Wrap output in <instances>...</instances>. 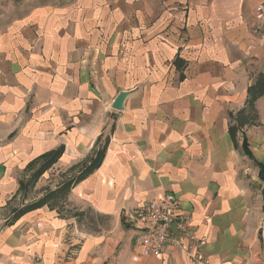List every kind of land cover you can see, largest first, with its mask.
Returning <instances> with one entry per match:
<instances>
[{"label":"crops","instance_id":"1","mask_svg":"<svg viewBox=\"0 0 264 264\" xmlns=\"http://www.w3.org/2000/svg\"><path fill=\"white\" fill-rule=\"evenodd\" d=\"M261 3L47 0L10 19L0 30V264H264V94L247 104L264 75L252 33ZM27 179L30 205L20 204ZM165 194L190 217L205 263L135 245L127 213Z\"/></svg>","mask_w":264,"mask_h":264},{"label":"built area","instance_id":"2","mask_svg":"<svg viewBox=\"0 0 264 264\" xmlns=\"http://www.w3.org/2000/svg\"><path fill=\"white\" fill-rule=\"evenodd\" d=\"M253 35L264 45V3L254 8ZM179 201L171 194L153 200L144 208L127 213L126 221L136 231L135 245L144 255L158 257L170 247H181L185 255L198 263H205L200 252L201 241L191 232L190 217L179 212ZM187 241L188 245L184 246Z\"/></svg>","mask_w":264,"mask_h":264},{"label":"trees","instance_id":"3","mask_svg":"<svg viewBox=\"0 0 264 264\" xmlns=\"http://www.w3.org/2000/svg\"><path fill=\"white\" fill-rule=\"evenodd\" d=\"M264 94V75L260 74L257 77V80L255 82V84H253V86H251L248 89V101L247 104L251 107L253 105V103L256 101V99L260 96ZM229 134L231 137H234L235 134V129L233 127L229 128ZM243 150L244 153L247 154L250 157V153L247 149V144L245 142H243ZM102 150L98 151V154L96 155V157L90 162V166L87 167L76 179L80 180V179H84V176H86L87 174H89L93 169H95L98 165H99V161L102 157ZM62 150L58 149L57 151H55L52 154L46 155L44 156L43 162H42V166L40 167V169L33 175L32 178H36L37 176H40V174L45 170L48 169L49 167L52 166V164L58 159V157L61 155ZM263 167L261 166L260 168V172H262ZM71 183L69 185L64 186L63 188H61L62 190H68V188L70 187ZM61 189L57 190L55 192V194H60ZM48 198V197H45ZM45 198L41 199V201L26 207V209H33L36 208L38 206H40ZM26 209H24L22 212H20L19 214H22L24 211H26Z\"/></svg>","mask_w":264,"mask_h":264},{"label":"rangeland","instance_id":"4","mask_svg":"<svg viewBox=\"0 0 264 264\" xmlns=\"http://www.w3.org/2000/svg\"><path fill=\"white\" fill-rule=\"evenodd\" d=\"M47 0H0V30L6 25V23L16 16L21 10L25 11L31 7H35V5H40L46 3ZM68 184V183H67ZM36 185V184H35ZM34 182L27 179L26 184L24 185L21 191L20 204L22 203V198L27 200L30 205L33 198H37V193L33 191ZM53 204V201L51 202ZM23 206H26L24 203ZM15 216L20 209L18 207L12 208ZM11 216V217H12Z\"/></svg>","mask_w":264,"mask_h":264},{"label":"water","instance_id":"5","mask_svg":"<svg viewBox=\"0 0 264 264\" xmlns=\"http://www.w3.org/2000/svg\"><path fill=\"white\" fill-rule=\"evenodd\" d=\"M123 98H124V95H119V97L114 101V105H113V107L115 108V109H120L121 108V105H122V100H123Z\"/></svg>","mask_w":264,"mask_h":264}]
</instances>
